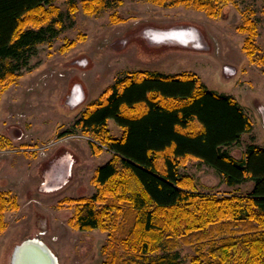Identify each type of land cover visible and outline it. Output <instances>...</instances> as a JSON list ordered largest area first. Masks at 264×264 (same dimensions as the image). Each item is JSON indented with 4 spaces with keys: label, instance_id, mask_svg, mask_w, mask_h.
I'll return each instance as SVG.
<instances>
[{
    "label": "trees",
    "instance_id": "obj_1",
    "mask_svg": "<svg viewBox=\"0 0 264 264\" xmlns=\"http://www.w3.org/2000/svg\"><path fill=\"white\" fill-rule=\"evenodd\" d=\"M51 1L0 0V100L17 68L6 62H19L46 43L43 22L58 12ZM235 1L151 0L193 7L213 18ZM82 2L89 14L106 7L105 0ZM252 14H246L242 29L250 57ZM111 120L122 128L120 138L110 136ZM74 129L115 155L96 170V193L82 199L74 218L81 231L108 233L102 264H185L177 253L182 245L201 248L190 264H264V147L249 145L241 159L228 151L253 132L235 98L209 90L194 74L135 73L90 103ZM91 148L102 150L94 143ZM191 159L213 168L228 187L253 183L252 191L198 192L181 174ZM12 208L17 203L0 192V233Z\"/></svg>",
    "mask_w": 264,
    "mask_h": 264
},
{
    "label": "rangeland",
    "instance_id": "obj_2",
    "mask_svg": "<svg viewBox=\"0 0 264 264\" xmlns=\"http://www.w3.org/2000/svg\"><path fill=\"white\" fill-rule=\"evenodd\" d=\"M82 1L52 0L51 6L58 12L51 13L48 21L43 22V28L48 30L46 43L37 44L19 62H6L17 68L15 77L1 93L0 126L9 119V127L16 123L29 134L36 127L41 134L51 133L53 142L62 135L64 142L56 147L62 146L59 155L67 151L75 159L72 178L62 189L52 192L50 199L47 195L45 205L27 203L22 197L17 209L5 213L6 228L0 233V264H11L15 247L30 239L42 241L59 264L104 261L102 248L108 242V233L81 231L74 218L82 199L96 193L93 183L96 170L115 155L94 142L90 135L75 130L74 124L90 103L101 98L120 79L144 72L194 74L209 90L235 98L250 117L253 132L244 135L241 143L228 151L241 159L249 145L264 147V0H236L215 18L193 7L158 6L151 0H105L104 9L89 14ZM250 12L256 24L253 57L248 54L249 37L242 31L245 16ZM192 28L201 34L205 49L171 44L150 46L144 38L148 29ZM80 89L85 96L83 100ZM66 96L74 104L83 102L75 110L70 109L65 105ZM22 113L29 116L26 129V125L17 123L21 119H17L18 114ZM9 114L17 116L16 119L8 118ZM35 116L37 121H32ZM45 116L51 122L47 127L40 121ZM108 129L113 138L123 134L113 120L109 121ZM92 143L102 150H93ZM3 170L0 169V183L14 186ZM181 174L192 179L202 194L245 195L253 189V183L230 188L213 168L192 159L181 168ZM199 249V245H182L177 253L183 263L190 264Z\"/></svg>",
    "mask_w": 264,
    "mask_h": 264
},
{
    "label": "flooded vegetation",
    "instance_id": "obj_3",
    "mask_svg": "<svg viewBox=\"0 0 264 264\" xmlns=\"http://www.w3.org/2000/svg\"><path fill=\"white\" fill-rule=\"evenodd\" d=\"M65 105L73 110L78 107L74 102L68 101V96H66ZM10 117H12V120H15L17 116L9 114L8 118ZM18 118L21 119L17 123H22L25 126L29 116L22 113L18 114ZM34 118L32 121H37V116ZM7 121V124H3L4 126L2 127L0 126V169H4L3 171L12 179L14 186L2 185L0 183V192L8 193L16 203L22 197H25L27 203L33 202L45 205L47 199L45 201L44 198L49 195L48 199H50L52 192L40 194V191H37L39 194L37 195L36 192L34 194L33 189H38L43 184H46L42 172L52 163L54 157L59 153V149H62V146L60 148L56 147L64 142V137L61 135L53 142L51 133L49 136L46 132H44L45 134H41L39 133L40 130L33 126L34 129L30 130L33 131V134H29L30 132H24L16 123L9 127L8 123L10 120L8 119ZM40 121L44 127L51 124L46 116ZM24 128L26 129L28 126L26 125ZM10 172L13 174L11 175ZM14 173L16 174L14 175ZM2 183L4 182L2 181ZM30 197L32 198L30 199Z\"/></svg>",
    "mask_w": 264,
    "mask_h": 264
},
{
    "label": "water",
    "instance_id": "obj_4",
    "mask_svg": "<svg viewBox=\"0 0 264 264\" xmlns=\"http://www.w3.org/2000/svg\"><path fill=\"white\" fill-rule=\"evenodd\" d=\"M143 36V35H142ZM164 38H161L163 37ZM144 38L146 41H148V45L150 46H160L164 44H171V45H181L188 48H194V49H205V41L201 37V34L196 29H180V30H169V31H159V30H151L148 29L144 33ZM156 38V39H155ZM160 38V39H159ZM158 39V40H157ZM81 90V89H80ZM81 99L83 100L84 93H81L79 95ZM79 101V103L75 105H80L83 101ZM264 114V111H263ZM74 156L71 154H66L65 157H63L62 160L57 161L55 164L56 166H65L66 174L67 176L71 175L72 165L74 163ZM64 182V181H63ZM65 183V182H64ZM62 185H43L41 187V191L48 192V191H56L60 188ZM32 250L36 252L38 255L43 258L44 261H40L43 264H59L58 258L52 253V251L39 239H30L22 242L20 245H17L15 247L11 264H16L15 261L18 260V257L20 256L21 252ZM39 262V263H40Z\"/></svg>",
    "mask_w": 264,
    "mask_h": 264
},
{
    "label": "crops",
    "instance_id": "obj_5",
    "mask_svg": "<svg viewBox=\"0 0 264 264\" xmlns=\"http://www.w3.org/2000/svg\"><path fill=\"white\" fill-rule=\"evenodd\" d=\"M71 154V155H73L71 152H67V151H65L64 153H63V155H59V153L54 157V159L52 160V163L47 167V169L46 170H44L43 172H42V175H43V177H44V179H45V181H46V183H48L49 185H51V186H53V185H62V186H60V188L59 189H62L64 186H66L67 184H68V181H69V179H71L72 178V170H71V175L70 176H67V174H66V171H64L65 172V174L63 173V177H62V174L61 175H58L57 174V176H58V179L55 177V174L58 172V171H56L55 172V170L58 168H64V170H65V166L64 165H62V166H56V162L57 161H60V160H62L63 159V157H65V155L66 154ZM55 172V173H54ZM62 177V178H61ZM65 183H64V182ZM67 181V182H66ZM37 191H40V192H43V191H41V187H39L38 189H33V192H34V194H35V192H36V194L37 195H39L38 193H37ZM56 191H58V190H56ZM55 192V191H54ZM43 193H47V192H43Z\"/></svg>",
    "mask_w": 264,
    "mask_h": 264
},
{
    "label": "bare ground",
    "instance_id": "obj_6",
    "mask_svg": "<svg viewBox=\"0 0 264 264\" xmlns=\"http://www.w3.org/2000/svg\"><path fill=\"white\" fill-rule=\"evenodd\" d=\"M161 38H164V36L161 37ZM56 171H58V172L55 174V177L58 179L57 174L58 175H61L62 174V177H63V173L65 174L64 171H66V170H64V168H61V169L60 168L59 169L57 168L55 170V172ZM40 261H44L43 258H41L40 255H38L36 252H34L32 250H28V251L21 252L20 256L18 257V260L15 261V262H16V264H43Z\"/></svg>",
    "mask_w": 264,
    "mask_h": 264
},
{
    "label": "built area",
    "instance_id": "obj_7",
    "mask_svg": "<svg viewBox=\"0 0 264 264\" xmlns=\"http://www.w3.org/2000/svg\"><path fill=\"white\" fill-rule=\"evenodd\" d=\"M84 137V136H83Z\"/></svg>",
    "mask_w": 264,
    "mask_h": 264
}]
</instances>
